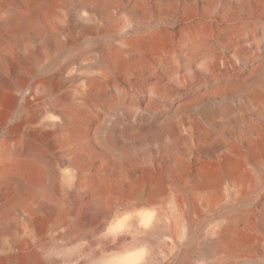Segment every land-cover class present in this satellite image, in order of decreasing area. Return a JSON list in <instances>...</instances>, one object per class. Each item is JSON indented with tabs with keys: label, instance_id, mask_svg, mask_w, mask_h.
<instances>
[{
	"label": "rangeland",
	"instance_id": "rangeland-1",
	"mask_svg": "<svg viewBox=\"0 0 264 264\" xmlns=\"http://www.w3.org/2000/svg\"><path fill=\"white\" fill-rule=\"evenodd\" d=\"M111 1L105 7L99 0H51L56 13L48 18L43 5H36L37 23L46 33L36 34L32 26L17 37L18 51H34L32 58L18 60L15 73L0 57L1 75L16 87L26 84L23 94L16 92L17 102L9 101L13 90L11 98H3L0 144L33 140L43 156L40 162L15 161L13 174L27 177L30 186L0 183V264H264V254L248 240V223L264 207V184L250 202L244 148L238 146L234 159L225 158L205 176L200 162L179 169L157 144L126 157L100 140L112 126L123 127L115 107L160 103L146 99L147 88L108 68L107 46L140 32L178 31L188 15L210 13L223 26L248 27L219 50L234 60L246 57L256 79H264L263 48L255 52L264 46V0ZM82 24L94 25L95 32L82 33ZM8 35L5 28L0 31V44L5 46ZM145 44L142 51L152 57L155 42ZM166 45L177 47L171 40ZM4 53L0 49V56ZM103 70L107 82L99 94H90L92 80ZM47 78L54 84L51 92L44 87ZM54 107L66 115L59 129L47 115L39 117ZM29 127L43 128L45 138H30ZM257 168L264 172V166ZM150 200L157 203L152 215L139 208ZM61 208L65 218L54 211ZM228 221L234 223L230 233L224 231Z\"/></svg>",
	"mask_w": 264,
	"mask_h": 264
},
{
	"label": "bare ground",
	"instance_id": "bare-ground-1",
	"mask_svg": "<svg viewBox=\"0 0 264 264\" xmlns=\"http://www.w3.org/2000/svg\"><path fill=\"white\" fill-rule=\"evenodd\" d=\"M100 1L105 7L112 2ZM36 5H43L46 18L56 13L51 0H0V31L5 28L9 33L5 46L0 44V49L5 52L0 57L11 64L15 73H19L18 60L26 61L35 53L19 52L17 37L32 26L37 27L36 34L46 33L42 23H37L41 17ZM78 7L83 6L79 4ZM186 20L178 31L159 29L140 32L120 45L105 48L104 61L108 68L113 73L125 74L131 83L147 88L146 99L160 103L154 106L148 102L145 105L140 100L115 107L114 115L123 127L117 131L112 126L100 136V140L111 152L120 150L126 157L157 144L177 168L183 169L188 162L197 161L204 168L205 176L213 173L214 167L225 158L234 159L239 154L240 146L249 158L246 184L248 200L252 202L264 184V172L257 168V165L262 169L264 166V79H256L255 71L248 67L246 57L240 55L239 59L234 60L219 50H225L230 38L243 33L248 27L223 26L219 17H213L210 13L199 17L190 14ZM137 26L140 27L136 25L134 28ZM213 26L220 30L214 31ZM81 32L93 34L95 26L82 24ZM34 36L29 31L28 37L33 39ZM52 40L53 35L48 34V42ZM148 40L155 42L152 57L142 51ZM168 40L173 44L176 42L177 47H167ZM262 48L264 51V46L257 45L255 52L261 53ZM106 73L103 70L92 80L95 85L90 87V94H99V86L107 82L102 81ZM25 86L23 82L16 87L0 73V119L5 115L3 98L8 97L10 90H13L15 95L10 94L12 99L9 101L17 102L16 92L23 94ZM53 86L51 78L44 81L47 92H51ZM251 86L256 87V94L251 93ZM45 115L52 119L51 123L56 129L60 128V121L66 120L64 112L55 107L41 112L39 117ZM82 119L79 116L77 122ZM27 134L30 138L42 141L47 132L43 128L29 127ZM42 157L39 145L33 140L1 143L0 183L11 180L19 188L30 186L31 181L27 177L13 174L15 161L26 158L40 162ZM77 197L74 194V200ZM139 208L152 215L157 203L153 200L144 201L139 204ZM54 211L65 218L64 208ZM223 225L224 231L230 233L234 223L228 221ZM248 226L249 244L254 245V251L264 254V207L258 217L251 218Z\"/></svg>",
	"mask_w": 264,
	"mask_h": 264
}]
</instances>
